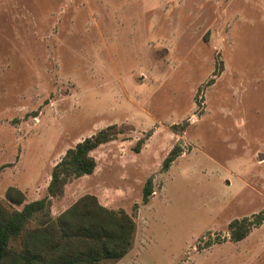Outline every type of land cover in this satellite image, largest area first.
<instances>
[{
	"label": "rangeland",
	"instance_id": "rangeland-1",
	"mask_svg": "<svg viewBox=\"0 0 264 264\" xmlns=\"http://www.w3.org/2000/svg\"><path fill=\"white\" fill-rule=\"evenodd\" d=\"M110 125L46 214L89 194L131 216L132 246L102 264H264V219L228 230L264 212V0H0V215L21 207L8 187L45 197L65 151Z\"/></svg>",
	"mask_w": 264,
	"mask_h": 264
},
{
	"label": "trees",
	"instance_id": "trees-1",
	"mask_svg": "<svg viewBox=\"0 0 264 264\" xmlns=\"http://www.w3.org/2000/svg\"><path fill=\"white\" fill-rule=\"evenodd\" d=\"M117 134L110 125L68 148L50 171L45 197L24 202L22 191L15 187L6 189L5 199L21 207L14 209L9 217L0 215V264L12 259L20 264H102L104 260L120 259L127 253L133 243L134 221L124 211L102 207L93 195L78 198L54 219L45 213L49 198L60 195L70 178L93 172L95 160L90 152ZM179 154L173 148L163 159V170L168 169ZM152 192V181L148 178L143 186V203ZM37 214L44 217L38 220L35 236L22 239L21 251L13 255L10 239L18 236L26 222ZM263 219L264 212L252 218L232 219L228 223L230 240L243 239L250 228L259 225Z\"/></svg>",
	"mask_w": 264,
	"mask_h": 264
}]
</instances>
